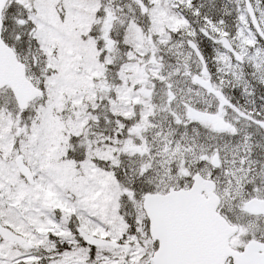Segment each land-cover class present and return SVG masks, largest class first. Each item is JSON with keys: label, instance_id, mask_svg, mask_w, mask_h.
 <instances>
[{"label": "snow or ice", "instance_id": "snow-or-ice-1", "mask_svg": "<svg viewBox=\"0 0 264 264\" xmlns=\"http://www.w3.org/2000/svg\"><path fill=\"white\" fill-rule=\"evenodd\" d=\"M0 264H264V0H0Z\"/></svg>", "mask_w": 264, "mask_h": 264}]
</instances>
